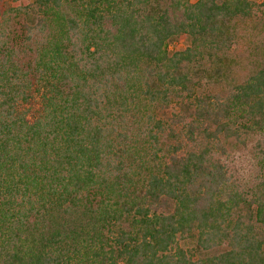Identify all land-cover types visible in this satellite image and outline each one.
Masks as SVG:
<instances>
[{"label": "trees", "instance_id": "16d2710c", "mask_svg": "<svg viewBox=\"0 0 264 264\" xmlns=\"http://www.w3.org/2000/svg\"><path fill=\"white\" fill-rule=\"evenodd\" d=\"M241 21L264 0H0V264H264V62L200 91Z\"/></svg>", "mask_w": 264, "mask_h": 264}, {"label": "rangeland", "instance_id": "374dc122", "mask_svg": "<svg viewBox=\"0 0 264 264\" xmlns=\"http://www.w3.org/2000/svg\"><path fill=\"white\" fill-rule=\"evenodd\" d=\"M239 29V43H235L230 51L221 55V59L205 60L206 66L211 70L203 77L201 92L222 93L246 77L249 70L254 69L260 61L264 62V27L261 21H241ZM187 45L188 40L183 37L172 43L171 48L183 49Z\"/></svg>", "mask_w": 264, "mask_h": 264}]
</instances>
